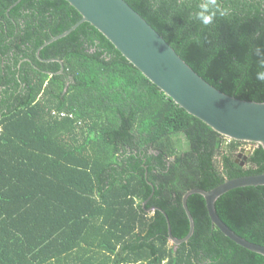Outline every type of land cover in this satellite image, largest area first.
Masks as SVG:
<instances>
[{
  "label": "trees",
  "instance_id": "obj_1",
  "mask_svg": "<svg viewBox=\"0 0 264 264\" xmlns=\"http://www.w3.org/2000/svg\"><path fill=\"white\" fill-rule=\"evenodd\" d=\"M125 1L211 85L264 101L252 54L264 0H222L231 17L207 28L191 19L200 0ZM80 19L67 0H0V264H264L212 225L200 194L176 247L164 214L146 211L161 208L184 237L183 194L264 171L261 146L237 158L243 142H224L87 21L36 56ZM215 208L264 245V185L231 189Z\"/></svg>",
  "mask_w": 264,
  "mask_h": 264
},
{
  "label": "water",
  "instance_id": "obj_2",
  "mask_svg": "<svg viewBox=\"0 0 264 264\" xmlns=\"http://www.w3.org/2000/svg\"><path fill=\"white\" fill-rule=\"evenodd\" d=\"M67 1L80 13L81 19L69 29L52 36L40 45L36 50L39 59H41L39 51L44 45L67 35L80 23L87 21L177 105L222 135L224 142L232 139L243 143H255L264 151V101L240 99L211 85L181 58L162 35L127 1ZM62 70L61 65L57 73H61ZM239 152H244L246 157L250 150L241 148ZM249 185H264V171L226 179L209 190L188 189L182 196V207L189 221V230L182 238L172 234L167 214L155 206L154 208L160 210L166 218L168 240L176 247L192 235L194 220L187 205V198L191 194H200L205 200L212 225L240 246L264 256V245L251 242L235 233L223 222L215 208V201L223 193ZM145 203L146 201H143V206Z\"/></svg>",
  "mask_w": 264,
  "mask_h": 264
},
{
  "label": "clouds",
  "instance_id": "obj_3",
  "mask_svg": "<svg viewBox=\"0 0 264 264\" xmlns=\"http://www.w3.org/2000/svg\"><path fill=\"white\" fill-rule=\"evenodd\" d=\"M231 15L232 10L224 7L222 0H200L196 11L191 14V19L207 28L217 19H228ZM252 54L257 58V66L260 69L256 73V79L264 82V47L255 46Z\"/></svg>",
  "mask_w": 264,
  "mask_h": 264
},
{
  "label": "rangeland",
  "instance_id": "obj_4",
  "mask_svg": "<svg viewBox=\"0 0 264 264\" xmlns=\"http://www.w3.org/2000/svg\"><path fill=\"white\" fill-rule=\"evenodd\" d=\"M175 139H176V143H175V145H177L178 144V147H176V148H178L177 150L178 151H184V150H186V141H185V138H184V136L181 134V135H176L175 136ZM241 148H244V149H246V150H253V148H254V145L253 144H248V143H244L243 145H241V147H240V149ZM238 153H239V159L241 160V157H242V153H244V152H242V153H240L239 151H238ZM238 153H236V154H238ZM245 154V153H244Z\"/></svg>",
  "mask_w": 264,
  "mask_h": 264
},
{
  "label": "flooded vegetation",
  "instance_id": "obj_5",
  "mask_svg": "<svg viewBox=\"0 0 264 264\" xmlns=\"http://www.w3.org/2000/svg\"><path fill=\"white\" fill-rule=\"evenodd\" d=\"M240 155H241V154H240ZM240 155H239V153H238V154H237V158H238ZM157 162L159 163L158 160H157ZM241 163H242V162H241ZM166 165L168 166V163H166ZM146 202H147V200H146ZM154 207H155V206H153V208H150V207H149V208H147L146 211L149 212V213H151V212L155 209Z\"/></svg>",
  "mask_w": 264,
  "mask_h": 264
},
{
  "label": "built area",
  "instance_id": "obj_6",
  "mask_svg": "<svg viewBox=\"0 0 264 264\" xmlns=\"http://www.w3.org/2000/svg\"><path fill=\"white\" fill-rule=\"evenodd\" d=\"M162 264H165L164 262Z\"/></svg>",
  "mask_w": 264,
  "mask_h": 264
},
{
  "label": "crops",
  "instance_id": "obj_7",
  "mask_svg": "<svg viewBox=\"0 0 264 264\" xmlns=\"http://www.w3.org/2000/svg\"><path fill=\"white\" fill-rule=\"evenodd\" d=\"M165 263V261H163Z\"/></svg>",
  "mask_w": 264,
  "mask_h": 264
}]
</instances>
